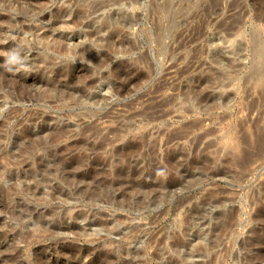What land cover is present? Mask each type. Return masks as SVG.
<instances>
[{"label": "rangeland", "instance_id": "obj_1", "mask_svg": "<svg viewBox=\"0 0 264 264\" xmlns=\"http://www.w3.org/2000/svg\"><path fill=\"white\" fill-rule=\"evenodd\" d=\"M263 50L264 0H0V264H264Z\"/></svg>", "mask_w": 264, "mask_h": 264}, {"label": "bare ground", "instance_id": "obj_2", "mask_svg": "<svg viewBox=\"0 0 264 264\" xmlns=\"http://www.w3.org/2000/svg\"><path fill=\"white\" fill-rule=\"evenodd\" d=\"M10 5V4H9ZM15 7V6H14ZM36 57H38V56H36ZM34 58H35V56H34ZM39 58V57H38ZM260 58H261V62H262V66L264 67V50L260 53ZM31 60V59H30ZM37 60V59H36ZM14 62V61H13ZM12 62V63H13ZM21 62H20V59H19V61H15L14 63H13V65L14 66H21L22 64H20ZM24 68H26V67H24ZM21 69V68H20ZM20 71V70H19ZM24 80V79H23ZM21 96V95H20ZM19 96V97H20Z\"/></svg>", "mask_w": 264, "mask_h": 264}]
</instances>
